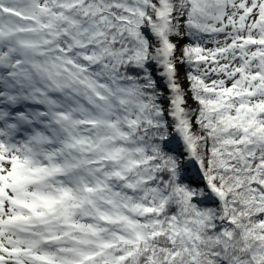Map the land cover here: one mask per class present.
I'll return each instance as SVG.
<instances>
[{"label": "snow or ice", "instance_id": "6c2138e0", "mask_svg": "<svg viewBox=\"0 0 264 264\" xmlns=\"http://www.w3.org/2000/svg\"><path fill=\"white\" fill-rule=\"evenodd\" d=\"M0 264H264V0H0Z\"/></svg>", "mask_w": 264, "mask_h": 264}]
</instances>
